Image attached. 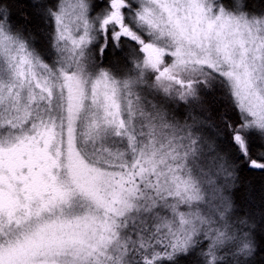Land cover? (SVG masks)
<instances>
[{"label":"rangeland","instance_id":"374dc122","mask_svg":"<svg viewBox=\"0 0 264 264\" xmlns=\"http://www.w3.org/2000/svg\"><path fill=\"white\" fill-rule=\"evenodd\" d=\"M115 2L92 16L90 0H62L50 61L0 33V264H130L134 245L147 250L142 226L129 232L144 219L181 241L228 240L204 213L212 190L194 172L189 128L167 109L182 101L171 67L222 76L264 130V14L219 0ZM123 19L147 35L149 64L122 48L117 69L94 66L93 42L124 34Z\"/></svg>","mask_w":264,"mask_h":264},{"label":"trees","instance_id":"16d2710c","mask_svg":"<svg viewBox=\"0 0 264 264\" xmlns=\"http://www.w3.org/2000/svg\"><path fill=\"white\" fill-rule=\"evenodd\" d=\"M90 1L92 16H104L116 3L115 0ZM123 1L131 6V0ZM61 2L0 0V33L6 31L23 37L37 54L50 61L56 54V13ZM219 2L226 9L233 10L240 4L242 11L255 16L264 14V0ZM127 10V6L122 7L124 17ZM123 20L124 25L129 24V29L122 28L124 34H117V26L110 27L105 40L99 34L93 42L94 66L100 63L101 67L111 65L117 69L126 59V55L121 54L122 48L138 53L149 64L147 55L151 49L145 45L147 35L127 19ZM167 57L164 62L169 64ZM171 68L173 74L182 77L180 85H176L180 87L182 101L167 109L174 111L173 117L179 124L189 128V142L193 140L197 149L193 152L194 172L208 179L212 190V201L204 213L221 223L228 240L224 238L219 246L209 245L206 235L181 241L166 225H155V220L141 225L144 219L129 232L135 239L142 226L141 243L147 250L140 252L134 245L128 252L132 256L130 264H264V130L248 124L229 83L222 76L205 68L195 74L178 73ZM189 76L193 80L188 79ZM155 82L152 80L151 86ZM175 121L172 118V122ZM177 246L180 249H176ZM155 249L158 254L151 253L150 250Z\"/></svg>","mask_w":264,"mask_h":264},{"label":"bare ground","instance_id":"6f19581e","mask_svg":"<svg viewBox=\"0 0 264 264\" xmlns=\"http://www.w3.org/2000/svg\"><path fill=\"white\" fill-rule=\"evenodd\" d=\"M262 16V15H261Z\"/></svg>","mask_w":264,"mask_h":264}]
</instances>
